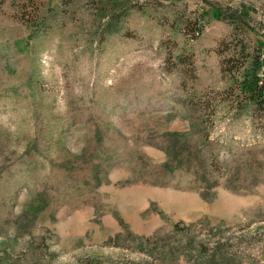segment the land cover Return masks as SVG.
<instances>
[{
	"label": "rangeland",
	"instance_id": "rangeland-1",
	"mask_svg": "<svg viewBox=\"0 0 264 264\" xmlns=\"http://www.w3.org/2000/svg\"><path fill=\"white\" fill-rule=\"evenodd\" d=\"M254 55L264 0H0V264H264Z\"/></svg>",
	"mask_w": 264,
	"mask_h": 264
},
{
	"label": "trees",
	"instance_id": "trees-1",
	"mask_svg": "<svg viewBox=\"0 0 264 264\" xmlns=\"http://www.w3.org/2000/svg\"><path fill=\"white\" fill-rule=\"evenodd\" d=\"M220 16L219 12L216 14ZM264 63V58L254 55L240 71L236 88L244 96L247 105L264 110V81L257 77V70Z\"/></svg>",
	"mask_w": 264,
	"mask_h": 264
},
{
	"label": "built area",
	"instance_id": "built-area-1",
	"mask_svg": "<svg viewBox=\"0 0 264 264\" xmlns=\"http://www.w3.org/2000/svg\"><path fill=\"white\" fill-rule=\"evenodd\" d=\"M260 58L263 59V56H260ZM256 75L260 81H264V63L261 64Z\"/></svg>",
	"mask_w": 264,
	"mask_h": 264
}]
</instances>
